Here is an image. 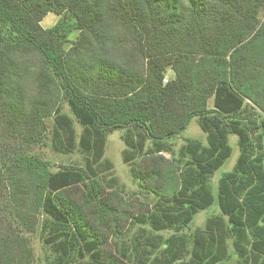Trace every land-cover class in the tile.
<instances>
[{
    "label": "trees",
    "instance_id": "trees-1",
    "mask_svg": "<svg viewBox=\"0 0 264 264\" xmlns=\"http://www.w3.org/2000/svg\"><path fill=\"white\" fill-rule=\"evenodd\" d=\"M193 118L205 141L174 148ZM116 129L132 212L104 158ZM231 133L219 213L190 229ZM0 264H264V0H0Z\"/></svg>",
    "mask_w": 264,
    "mask_h": 264
},
{
    "label": "rangeland",
    "instance_id": "rangeland-1",
    "mask_svg": "<svg viewBox=\"0 0 264 264\" xmlns=\"http://www.w3.org/2000/svg\"><path fill=\"white\" fill-rule=\"evenodd\" d=\"M60 18L59 15L54 14L52 12L48 13L45 18L41 21L42 27H49L54 24ZM110 25L106 27V33L110 38L108 41V50L112 53L117 60L122 64L123 60V40L126 38V33L122 29V27L115 23H109ZM76 32L70 34V40L75 38ZM113 39V40H112ZM71 45V44H69ZM140 69V65L134 67ZM172 72H167V77H171ZM66 110V108H65ZM121 129H116L107 134L106 145L104 150V158L108 159L113 164L112 175L117 177L118 182L120 184V192H121V202L125 204V207L129 210L135 211L137 210V203L142 199V194L139 193V187L133 181L128 165L122 160V150L124 149V143L121 139ZM183 138H194L201 141H205V133L199 127L196 118L191 119L190 123L186 127V129L180 134V136L171 140L172 146L177 148L183 142ZM228 143L231 147L230 155L224 160L221 166L213 172L211 177L209 178V186L211 188V192L213 195V202L204 209L199 210V212L194 216L193 221L189 224L190 229H194L196 227H201L206 220V218L214 213H219V207L217 202V184L220 176L227 171H230L237 159L239 150L237 145V136L235 134H229ZM35 153L38 154L43 159H48L53 161L56 165L68 164L76 162L80 159V155L76 152L71 154L61 155L56 154L49 147H38L35 149ZM166 157L169 154L164 153ZM164 234L167 235V232ZM113 247L112 244L109 245L108 248ZM35 253L38 257L41 255L40 246L35 242L34 244Z\"/></svg>",
    "mask_w": 264,
    "mask_h": 264
},
{
    "label": "built area",
    "instance_id": "built-area-1",
    "mask_svg": "<svg viewBox=\"0 0 264 264\" xmlns=\"http://www.w3.org/2000/svg\"><path fill=\"white\" fill-rule=\"evenodd\" d=\"M167 79L165 78L164 81H166Z\"/></svg>",
    "mask_w": 264,
    "mask_h": 264
}]
</instances>
